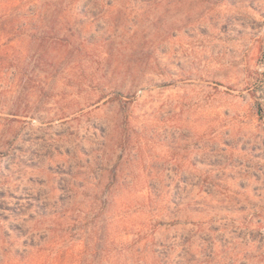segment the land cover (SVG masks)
Masks as SVG:
<instances>
[{"label":"rangeland","instance_id":"374dc122","mask_svg":"<svg viewBox=\"0 0 264 264\" xmlns=\"http://www.w3.org/2000/svg\"><path fill=\"white\" fill-rule=\"evenodd\" d=\"M260 228L264 0H0V264H264Z\"/></svg>","mask_w":264,"mask_h":264},{"label":"crops","instance_id":"0c3cea01","mask_svg":"<svg viewBox=\"0 0 264 264\" xmlns=\"http://www.w3.org/2000/svg\"><path fill=\"white\" fill-rule=\"evenodd\" d=\"M247 231H249V232H252V231H250L249 229H246V228H240L239 226L238 227H236L235 229H233V230H231V234L227 237V240L229 241V242H231V241H235V242H239V241H245V242H247V243H253L254 242V239H249L248 237H244V233L245 232H247ZM259 232H261L263 235H264V229H262V228H260L259 229ZM249 244V245H250ZM237 245V244H236ZM231 249H233V247L231 246L230 247ZM260 248V247H259ZM236 251L237 250H235V252H233V254H231L230 256L232 257V258H234V259H237V255H236ZM250 257H252L253 258V255H249Z\"/></svg>","mask_w":264,"mask_h":264}]
</instances>
